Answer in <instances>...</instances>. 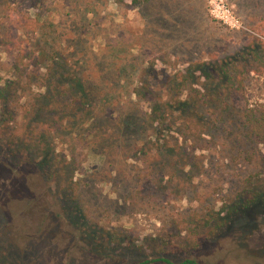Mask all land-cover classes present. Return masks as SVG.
<instances>
[{
	"label": "rangeland",
	"instance_id": "374dc122",
	"mask_svg": "<svg viewBox=\"0 0 264 264\" xmlns=\"http://www.w3.org/2000/svg\"><path fill=\"white\" fill-rule=\"evenodd\" d=\"M19 2L36 19L33 38L52 40L88 87L115 95L106 110L96 104L95 124L46 114L42 79L11 75L27 44L1 42L0 5V84L9 81L14 114L0 106V264H264V141L243 125L246 108L264 105V74L244 77V100L204 80V130L164 128L157 144L167 153L141 154L156 142L147 98L165 99L175 72L227 45L264 40V0H225L240 28L214 16L209 0ZM124 113L136 121L126 136ZM245 189L255 199L228 212Z\"/></svg>",
	"mask_w": 264,
	"mask_h": 264
},
{
	"label": "trees",
	"instance_id": "16d2710c",
	"mask_svg": "<svg viewBox=\"0 0 264 264\" xmlns=\"http://www.w3.org/2000/svg\"><path fill=\"white\" fill-rule=\"evenodd\" d=\"M117 1L131 9L149 0ZM19 3V0H0L3 9L1 22L4 27L9 28V33L5 38H2L1 42L4 44L11 42L27 44L26 47L21 46L17 49L18 58L11 65V75L18 77L23 73L25 75L32 73V79H42L43 84L41 86L43 85L45 90L40 92L38 97L42 106L44 103L46 106L48 105L49 110L47 109L46 114L51 116L59 114L61 119H74L78 115H82L90 119L91 124H95L97 120V114H94V111H97L96 104L102 105L106 110L114 98L115 92L107 91L98 94L97 87L92 85L88 87V82L83 80L79 73L74 72L76 70L68 63L66 56L51 46L52 40H45L49 44L46 42L44 47L40 43L42 42L40 37L38 39L33 38L37 29L36 19L30 16L28 8L21 9ZM24 59L25 62H23ZM160 59V56L149 58L146 67L147 73L154 74L156 61ZM196 65L198 67H189L185 69V72L178 71L172 75L170 85L166 88L165 99L152 102L153 98H147L150 111L146 113V119L150 124L157 123L156 126L150 128V133L156 136V142L145 145V153L143 147L141 148V154H146L148 158L155 157L156 152L158 156L167 153L164 142L157 144V141L163 140L158 135L163 132L164 128L176 129L178 126L176 130L182 131V128L190 129L194 126L200 131L204 130L207 122L201 119L204 115L201 109L206 94L200 86L203 85L204 80L213 83L219 82L224 87L229 88L227 94H235L240 100L245 99L243 92L244 77L250 72L264 74V40L251 35L241 45H227L221 52L212 55L207 62H200ZM199 67L202 69L201 74L198 72ZM196 69L198 74L193 72ZM122 73L123 70L119 68L118 77H121ZM8 82L3 85L0 84V106L1 114L4 116L7 113V118H12L14 116L13 110H7L10 99ZM184 91L187 94L182 97ZM134 93L138 94L137 90H134ZM197 106H200V112L195 111ZM244 111L243 125L248 129L247 133L254 136L258 142L264 141V105L257 110L246 108ZM34 112L39 113L38 108H35ZM120 119H118L117 126L121 128L124 136L136 128L133 114H121ZM189 121L190 124H188ZM40 156L42 166H44L49 158L47 152H41ZM254 196L249 190L241 191L235 205L228 212H239L241 207L246 206L245 203L255 199ZM219 218L225 221L227 214L219 215ZM166 260L168 261V259Z\"/></svg>",
	"mask_w": 264,
	"mask_h": 264
},
{
	"label": "built area",
	"instance_id": "2783aa9c",
	"mask_svg": "<svg viewBox=\"0 0 264 264\" xmlns=\"http://www.w3.org/2000/svg\"><path fill=\"white\" fill-rule=\"evenodd\" d=\"M211 12L230 27L240 28L238 20L232 15L225 0H209Z\"/></svg>",
	"mask_w": 264,
	"mask_h": 264
}]
</instances>
